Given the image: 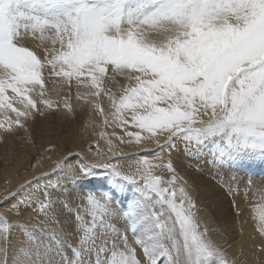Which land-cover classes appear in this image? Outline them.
<instances>
[{"label": "snow or ice", "instance_id": "snow-or-ice-1", "mask_svg": "<svg viewBox=\"0 0 264 264\" xmlns=\"http://www.w3.org/2000/svg\"><path fill=\"white\" fill-rule=\"evenodd\" d=\"M109 70L127 83L118 101L109 94V112H100L113 128L111 137L101 135L107 152L98 148L96 160L87 165L137 184L145 197L155 193L168 206L170 214L161 220L153 203L143 201V214L161 225V243L149 247L125 231L113 234L112 218L129 219L140 203L125 211L100 193L58 200L60 193L42 191L31 211L36 217L24 222L21 202L13 204L10 198L29 181L0 199V205L8 201L0 208V264H5L7 247L5 214L19 218L15 225L31 228L37 243H50L47 238L61 236L73 222L82 227L62 264H86L88 256H98L94 264H264V247L259 261L243 252L237 257L232 243L223 248L202 227L217 206L213 189L202 179L201 163L189 165L195 177L182 174V157L207 144L215 150L203 163L217 173L246 151L258 149L264 156V0H0V111L6 114L0 128L6 136L54 116L49 112L54 103L71 108L70 96L53 101L46 94L45 83L52 77L69 86L74 82L98 108L95 98L102 95ZM119 145L141 149L135 154L137 165L125 169L113 162L124 155ZM72 155L56 161L50 172L78 167L66 163ZM257 190L264 196V186ZM57 205L71 211L75 221L62 216ZM233 207L239 205L230 202L229 212ZM236 214L242 215V209ZM260 220L258 242L264 245V215ZM222 224L226 242L234 241L227 214Z\"/></svg>", "mask_w": 264, "mask_h": 264}, {"label": "bare ground", "instance_id": "bare-ground-1", "mask_svg": "<svg viewBox=\"0 0 264 264\" xmlns=\"http://www.w3.org/2000/svg\"><path fill=\"white\" fill-rule=\"evenodd\" d=\"M154 37L155 34L153 35V38ZM126 83L124 77L118 73L114 78L106 76L102 85V95L95 98L96 101L99 102V107L95 108L92 103H90L93 99L92 97L81 95L84 89L78 90L74 82L69 86L61 78L52 77L51 80L45 83L47 89L46 94L53 101H56L58 98L62 100L65 96H70L71 108L65 107L63 104L57 108L54 103L53 108L50 109L49 112H54L55 115L40 117L38 123L28 131L18 130L14 131L13 135L6 136L4 128H0V199H3L8 193H12L13 190L15 191L18 186L27 181L34 180L32 182H35L31 188L33 192H24L21 195L22 206H20V208L23 209L22 217L24 222H32L36 217V212H31L32 208L35 207L38 202L35 200V197L42 192V188L44 189V187H46L49 179L52 180L55 178L57 180H52L50 182L53 184L52 188L58 185L56 189L54 190L53 188L51 192L61 194L57 197L58 200H63L65 198L75 200L87 194L98 192H103L100 194H106L109 198L110 192L112 191H105L101 189L98 184H95L94 188L81 187L82 185L80 183L83 182L86 177L81 174V169H86L87 166L81 159L84 157V159L90 163H92V160H96V153L93 155L92 147H96L97 149L101 148L107 152L106 139H101V135L103 134L106 138L111 137L113 128L111 125L106 126L104 124V118L101 117L100 112H109L112 103V101L109 100V94L113 95V98L118 101ZM89 84H91V81H89ZM69 87L71 88L70 92ZM78 95L80 96L79 99H77ZM11 116L14 117L15 114L12 113ZM5 118L6 114L0 111V121H3ZM5 127H7V125ZM115 131L117 135L122 134L121 129H115ZM113 143L118 144L119 142L113 138ZM119 146L124 148V155L113 158V162L123 166L124 162H126V160H123V157L126 159V157H129L127 154L130 152L141 150L131 146L126 148L123 145ZM154 146L155 145L152 144L146 145L147 148ZM214 150V146L210 144L202 147L199 153L193 154L191 157H182L183 161L186 162L182 174L195 177L196 174L189 165L198 162L201 163V166L205 170V176L202 179L214 192L212 199L217 206L216 214L206 217V223L202 221V227L206 226L209 231L214 234L213 239L223 248L228 249V243H232L237 257L243 252L246 254L245 258L259 261L260 249L264 247V245L258 242L260 239V217L264 215V196H262L257 189L258 186H264V184L255 177L251 178V176L247 181V177L251 174L253 168L256 169L260 162H264V158L258 153V149L249 150L242 153L239 158L226 161L217 173L216 170L209 169L207 165L203 163L207 155ZM69 152H72L73 155L66 163L73 165L77 164L78 167L72 169L61 167L57 172L54 171L55 173L46 180H38L39 177L34 179L42 173H47L49 170L51 171L56 161L65 157ZM109 156L111 157L110 153ZM157 172L159 171L157 170ZM60 175H64L63 178H60ZM213 175H219L220 178L216 179ZM232 176L236 177L235 181L230 179ZM76 181H78L77 184H74ZM249 181H251L250 185H252L250 191H248V189H244L241 192L236 191V187L238 190L242 187L245 188V184H248ZM115 185L116 188H119V184ZM111 188H113V185ZM259 196H261L260 199L257 198ZM254 201H256V203H253ZM230 202L239 205V208L233 207L234 210L229 212ZM153 205L154 211L161 214L160 219L166 220L170 214L168 206L160 199L153 202ZM2 207L6 206L2 205L1 208ZM56 207L57 211L62 216H67L75 221L71 211L62 209L59 205ZM241 209L243 214L237 215L236 213ZM137 211L140 210L137 209ZM136 213L137 215L129 217L127 220H120L118 216H114L109 230L113 234L125 231L129 239H141L143 243L145 245L147 244L149 247L159 246L161 242L158 240V236L161 231V225H154L151 223L147 216L143 214V211ZM225 214H227L234 228V241L226 242L227 235L222 234V221L225 218ZM5 215L9 217V220L13 222L14 225L15 221L19 219L10 214ZM0 224L2 225V220H0ZM112 225H114V228ZM121 225L125 227L122 229ZM82 230V227L73 222L69 230L61 236L55 239L51 237L47 238L51 241L50 243H37L34 240V233L31 232V228L21 225L12 226L9 239H7V263L62 264L63 260L72 252L74 246L73 242L78 238ZM252 241H257V243L253 245ZM229 251L231 252L232 249H229ZM105 255H107V253H105ZM83 259L86 264H94L98 256H88ZM217 264H219V261H217Z\"/></svg>", "mask_w": 264, "mask_h": 264}, {"label": "rangeland", "instance_id": "rangeland-1", "mask_svg": "<svg viewBox=\"0 0 264 264\" xmlns=\"http://www.w3.org/2000/svg\"><path fill=\"white\" fill-rule=\"evenodd\" d=\"M113 75L116 76V74H113L112 71L109 70V72L107 73L106 76L107 77L110 76L111 78H114ZM207 145H210V144H207ZM154 147H151V148H154ZM91 149H92V153L94 155L96 153L97 148L96 147H92ZM140 151L141 150L130 152L129 154H127V156H129V157L128 158L126 157V159L123 157V160H126V162H124V168L127 169L129 165H133L134 166V165L138 164V161L135 159L136 158L135 154L140 152ZM69 154H72V152H69L65 157H67ZM70 157L71 156H69L68 159ZM263 158H264V156H263ZM127 159H128V161H127ZM149 159L151 160L152 158L149 157ZM81 160L83 161V163H86V165L87 164H91L90 162H87L84 159V157ZM94 161L95 160H92V162H94ZM263 161H264V159H263ZM116 164H118V163H116ZM143 166L147 167V165H143ZM58 169H56L55 171L57 172ZM86 170H87V175H84L86 177L83 180V182L80 183L82 185L81 187L82 188H85V187L94 188V185L98 184L101 189H104L105 191H108V192L112 191V192H110L109 198H110V200L112 202V206L113 207H117L119 209L127 211L134 202H139L140 203V207L138 208V210H140V211H137V212H141V211H143V201H144V199H148L152 203L156 202L159 199V197L155 193H152V192H150L147 197L143 196L141 194L139 186L137 184L128 183L125 180H123L122 177L113 174L109 170H105V169L97 168V167H89L88 165L86 166ZM49 172H50V170L47 171L48 174L47 173H42V174H46V175H41L40 174L37 177H35L34 179L39 177L38 180H40V179L46 180L47 178H49V176H51V175H53L55 173L54 171H52L50 173ZM157 174H160V173L157 172ZM63 176L64 175H60L59 177L63 178ZM99 176H101V177H99ZM250 176H251V178L255 177V178L259 179L264 184V162H260L259 166L256 167V169L255 168L252 169L251 174L248 175V177H247V181L249 180ZM52 180L57 181L55 178H53ZM52 180L51 179L48 180V182L46 184V187H44V189L42 188V191L44 190V191L52 192V189L54 188V187L52 188L53 184H51V182H50ZM32 181H34V180H31V184L30 185H28L26 188L21 189L14 196H12L10 198L11 202L13 204H16L17 202H21V198H22L21 195L24 192H33V189H31V188L33 187V184L35 182H32ZM28 182L29 181L21 184L17 188H20L22 185H25ZM77 182L78 181L74 182V184H77ZM115 184H117V185L119 184V188H116ZM112 185H113V188H111ZM57 186H55L54 190L56 189ZM251 186L252 185L248 184V188H247L248 191H250ZM17 188L15 189V191H17ZM244 189L245 188L242 187L240 190H238V188L236 187V191L237 192H239V191L241 192ZM15 191L13 190L12 192H15ZM98 193H103V192H98ZM257 198L260 199L261 196H259ZM256 201H258V200H256ZM256 201H254L253 203H256ZM6 203H8V201H5L4 204H2V205L7 206L8 204H6ZM2 205H0V208H1ZM20 206H22V202L20 203ZM232 210H234V208ZM134 215H137V213H135ZM134 215H132L130 217H133ZM0 226H1V232L0 233L2 234L4 232V222L3 221H2V225L0 224ZM12 226H15V225L13 224V222H11L9 220V227L6 230L7 231V239H9V233H10V229L12 228ZM146 246H148V245L146 244ZM7 261H8V259H7V253H6V255H5V264H8Z\"/></svg>", "mask_w": 264, "mask_h": 264}]
</instances>
